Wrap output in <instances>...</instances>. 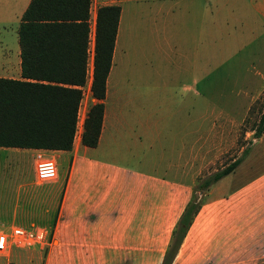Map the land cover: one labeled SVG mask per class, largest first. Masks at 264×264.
Listing matches in <instances>:
<instances>
[{
    "label": "crops",
    "instance_id": "0c3cea01",
    "mask_svg": "<svg viewBox=\"0 0 264 264\" xmlns=\"http://www.w3.org/2000/svg\"><path fill=\"white\" fill-rule=\"evenodd\" d=\"M30 2L0 0V12L15 14L19 22ZM147 2L149 10L156 8L148 17V33H144L148 37L155 40L158 31L151 21L165 25L169 40L199 43L203 37L204 0H89L85 81L77 111L83 119L89 105L98 101L90 92L96 10L108 4L119 6L98 140L94 147L85 146L80 132L69 150L0 147L12 157L11 166L0 167V222L47 231L45 245L8 247L0 255L6 259L4 264H160L171 231L190 199L191 173L196 167L190 158H202L197 162L200 170L209 153L204 150L203 134L197 139L201 143L197 152L190 148L187 104L181 106L187 112L178 118L179 113L172 112L178 108L163 102L121 101L130 94L123 84L133 80L134 71L113 72L115 53L124 55V39L129 45L134 42L140 6ZM70 8L36 0L31 12ZM73 8L81 10L82 0ZM260 16L264 20V4ZM37 23L54 22L40 17ZM40 31L37 27L33 33L31 27L32 51L41 46ZM75 33L80 34L76 29ZM39 60L49 65L47 60L59 59ZM73 60L64 58L63 65L74 66ZM259 77H264V71ZM0 78L20 79L19 46L9 50L7 45L0 46ZM158 110L169 112L158 115ZM199 116L204 123L205 113ZM164 125L166 131H162ZM263 139L264 133L256 143ZM36 155L54 161L53 179L36 180ZM220 184L208 190L171 264H264V168L219 194Z\"/></svg>",
    "mask_w": 264,
    "mask_h": 264
},
{
    "label": "rangeland",
    "instance_id": "374dc122",
    "mask_svg": "<svg viewBox=\"0 0 264 264\" xmlns=\"http://www.w3.org/2000/svg\"><path fill=\"white\" fill-rule=\"evenodd\" d=\"M204 2L205 26L199 43H183L179 38L169 40L164 35L165 25L152 21L151 27L158 31L155 40L153 36L148 37L144 34L148 33V17L156 8L149 10L148 2L141 5L135 25L137 36L130 45L123 40L125 53L122 55L117 50L113 65V72L134 71L133 80L123 84L130 94L121 101L137 103L149 98L156 103L163 102L178 108L172 110L179 113L178 118L181 112H187L181 106H189L190 148L197 152L201 144L197 139L203 134L206 137L204 150L209 153L200 170L197 162L201 163L202 158H190V163L192 160L196 165L195 172L191 173V193L194 190L201 202L208 196L212 184L198 191L197 183L239 157L242 150L246 149V153L240 163L216 181H221L216 190L219 194L222 189L232 188L264 168L261 157L264 139L256 143L260 136L252 137L256 121L264 110V77H259L264 71V20L260 16L264 0ZM17 24L15 14L0 12V46L7 45L8 50L18 46ZM165 112L169 110H158V115ZM202 112L206 117L204 123L199 116ZM78 114L81 117V111ZM173 121L171 127L175 126ZM163 128L165 125L162 131H166ZM7 151L0 149V167L12 165L11 153ZM18 165L24 166L21 162ZM5 261V257L0 256V264Z\"/></svg>",
    "mask_w": 264,
    "mask_h": 264
},
{
    "label": "trees",
    "instance_id": "16d2710c",
    "mask_svg": "<svg viewBox=\"0 0 264 264\" xmlns=\"http://www.w3.org/2000/svg\"><path fill=\"white\" fill-rule=\"evenodd\" d=\"M70 9H57L50 13L31 12L36 0L20 16L16 29L20 56V79L0 78V147L34 148L46 150L71 149L77 124V111L85 81L87 54L89 0H82V9L73 8L81 0H49ZM119 6L103 5L97 8L94 22L92 77L90 92L98 101L89 105L82 122L81 144L94 147L100 131L105 94V79L111 64L116 35ZM40 17L54 23L38 24ZM68 20H79L74 23ZM36 22V23H35ZM31 27L40 29L39 46L31 50ZM75 29L78 31L75 33ZM43 42H45L43 44ZM71 43H74L71 46ZM35 58L34 61L29 60ZM73 58L74 66L63 65L64 58ZM46 58L49 65L43 63ZM70 68V71L64 69ZM264 131V110L259 115L253 138ZM246 149L239 157L219 170L205 176L197 183L203 191L226 176L240 163ZM201 205L200 197L192 191L170 236V241L160 264H171L180 243Z\"/></svg>",
    "mask_w": 264,
    "mask_h": 264
},
{
    "label": "built area",
    "instance_id": "2783aa9c",
    "mask_svg": "<svg viewBox=\"0 0 264 264\" xmlns=\"http://www.w3.org/2000/svg\"><path fill=\"white\" fill-rule=\"evenodd\" d=\"M83 118L77 115V124L74 137H77L82 128ZM54 161L36 155L35 177L38 182L53 179L55 177ZM47 243V231L42 227L25 228L19 225H8L0 222V255L4 254L8 247L24 249L34 245ZM19 264V263H8Z\"/></svg>",
    "mask_w": 264,
    "mask_h": 264
},
{
    "label": "clouds",
    "instance_id": "9594fccd",
    "mask_svg": "<svg viewBox=\"0 0 264 264\" xmlns=\"http://www.w3.org/2000/svg\"><path fill=\"white\" fill-rule=\"evenodd\" d=\"M53 167H55V166H53Z\"/></svg>",
    "mask_w": 264,
    "mask_h": 264
}]
</instances>
